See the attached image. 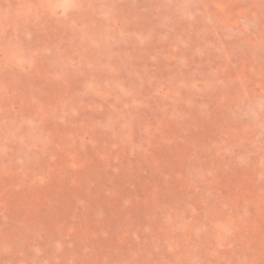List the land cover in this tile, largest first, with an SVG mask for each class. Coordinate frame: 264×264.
<instances>
[{
    "label": "rangeland",
    "instance_id": "rangeland-1",
    "mask_svg": "<svg viewBox=\"0 0 264 264\" xmlns=\"http://www.w3.org/2000/svg\"><path fill=\"white\" fill-rule=\"evenodd\" d=\"M201 263L264 264V0H0V264Z\"/></svg>",
    "mask_w": 264,
    "mask_h": 264
},
{
    "label": "bare ground",
    "instance_id": "bare-ground-1",
    "mask_svg": "<svg viewBox=\"0 0 264 264\" xmlns=\"http://www.w3.org/2000/svg\"><path fill=\"white\" fill-rule=\"evenodd\" d=\"M221 110H222V112H224V111H226V108L225 107H222L221 108ZM221 120V119H220ZM222 126V125H221ZM235 127H236V125H235ZM241 131L240 130H238V133H237V135L240 133ZM234 132H229V135L231 134L232 135V137L234 136V134H233ZM236 135V136H237ZM236 136H234V138L236 137ZM238 139H240L239 137L236 139V140H238ZM232 140H234V139H232ZM185 246V245H184ZM186 247V246H185ZM185 247H181L180 249L182 250H184L185 249ZM183 250H182V252H183ZM211 257V256H210ZM210 257H208V259L210 258ZM213 257V256H212ZM201 259V258H200ZM210 259H212V258H210ZM202 260V259H201ZM216 260V259H215ZM204 261V260H203ZM208 261V260H207ZM206 261V262H207ZM212 261V260H211ZM201 264H211V263H201ZM213 264V263H212Z\"/></svg>",
    "mask_w": 264,
    "mask_h": 264
}]
</instances>
